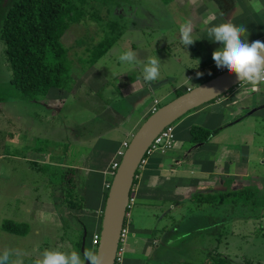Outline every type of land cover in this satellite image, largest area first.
I'll return each instance as SVG.
<instances>
[{"label": "rangeland", "instance_id": "obj_1", "mask_svg": "<svg viewBox=\"0 0 264 264\" xmlns=\"http://www.w3.org/2000/svg\"><path fill=\"white\" fill-rule=\"evenodd\" d=\"M187 2V0H109L113 7L108 14L111 18L117 14L118 7H124L126 13L130 7L137 10L134 18L136 25H128L132 19L130 20V16L126 18L128 26L121 38L96 62V66L90 67L95 66L109 84L100 90L92 88L81 90L77 96L71 95L67 98L63 107L60 105L62 102L56 104L54 110L44 109L40 103L35 102V99H25L13 85L6 45L0 37V96L3 98L0 101V249L9 247L31 252L35 248L43 250L59 247L62 250H75L83 255L82 242L85 230L76 226L80 223L76 216L78 211L66 207L64 201L63 177L67 172L65 177L67 183L73 171L67 163L79 156L88 155L92 150L90 143L94 142V137L99 131L106 132L119 124L120 116L113 118L108 112L114 107L116 100L121 98L120 101L123 102V97H126L130 103L131 100L137 101L139 95L147 88L141 87L133 96L125 95L129 86L123 85L124 77L133 76L136 83L140 84L143 79L139 67L131 68L117 60L119 51L131 48L137 52L141 60L149 55L157 56L161 60L159 78L161 83L157 88L156 82L149 84L144 81L149 89L151 86L154 87V92L151 93L152 96L137 101L138 113L145 109V104L151 102L154 104L155 99L159 102L157 104L159 108L175 99L178 91L183 92V89H175L179 82H165L169 76H175L176 80L181 82L191 74L193 80L189 84L195 87L194 83L198 81L199 74L195 72L194 66L196 43L185 47L180 42L179 33V25L187 21L180 14L194 10L191 2ZM105 9V7L99 9V16L104 15ZM85 22L92 27H85L87 26ZM103 37L99 22L86 18L80 23L71 24L64 33L62 42L69 48V57L80 70V67L86 64L83 58L89 57L91 46L101 42ZM169 45L170 48H166ZM144 47L149 50L147 54L140 51ZM113 71L118 74L112 75ZM118 88L121 90L118 91ZM50 110L54 112L51 113ZM46 113L49 119L55 115L54 123L48 130L49 134L45 132L46 121L42 122L39 116ZM175 124L177 121L173 125ZM117 135L120 140L125 137L121 133ZM221 135L224 138L223 142L230 145L229 150L238 149L241 156L243 152L249 154L248 165H255V171L260 177L251 184L258 197H251V204L248 206H244L245 203L241 201L225 205H206L207 203L202 205L203 203L195 200H183L180 207H177V203L166 202L163 210H170L171 214L160 216L159 208L157 213L159 219L152 218V213L148 221L144 215L146 207L140 204L135 207L132 205L128 210L132 215L125 219L130 228L127 244L134 233L133 229L136 228L134 220L146 226L161 239V242L154 246V252L149 254L150 264H202L208 251L217 246L220 252L231 256L233 264H264V116L257 121L249 119V122L245 121ZM132 137L128 140L131 141ZM34 148H39V151L35 152ZM42 149L44 153H40ZM42 160L46 164H42ZM53 173L55 175L52 178ZM81 174L83 173H77L78 177ZM110 180L112 182L113 177ZM75 181L77 184L79 180L75 178ZM78 187L82 189L81 184ZM255 200H259L258 206H254ZM37 203L53 205L57 218L50 216V212L36 214ZM191 209L194 213L186 214ZM182 213L186 215L184 217L178 215ZM142 219L146 222H142ZM6 220L28 223L30 227L28 233L21 235L3 229ZM88 228L87 249L92 245L91 240L94 237L92 227ZM166 228L173 233L170 235L173 239L169 244H165L163 240V229ZM125 255L126 252L124 258ZM247 257L253 262L249 263ZM26 264H30V261L26 260Z\"/></svg>", "mask_w": 264, "mask_h": 264}, {"label": "crops", "instance_id": "obj_2", "mask_svg": "<svg viewBox=\"0 0 264 264\" xmlns=\"http://www.w3.org/2000/svg\"><path fill=\"white\" fill-rule=\"evenodd\" d=\"M187 1V3L191 2L194 10L191 12L185 11L186 13L183 12L184 14L180 15L193 23V37L197 39L194 47L197 52L196 55L194 54V66L196 67L195 72L197 71L200 75L198 74V81L194 84H199L207 69H216L221 72L226 70L217 68L212 59L213 50L218 49L221 45L218 42L210 41L206 36V20L214 17V19H211V24L231 22L237 26L245 25L249 32L247 37L249 43L264 40V0ZM199 1H201V4H199ZM127 11L126 13L124 7H118L117 14L125 18L130 16V20H132L128 25L135 26L134 18L137 10L130 7ZM211 24L207 26H211ZM86 25L85 27H92L91 24L86 23ZM82 30L84 31V29ZM86 31H89L88 28H86ZM170 46H166V48H170ZM140 51L146 54L149 52L148 48L145 47L141 48ZM95 66L83 71L82 66L79 70L74 64L71 71L75 79L72 92L52 88L46 99L39 98L35 102L40 103L44 109L49 110V108L53 109L59 102H62L60 105L63 107L67 98L71 95L77 96L81 90L105 88L109 83H107L103 74L96 70ZM192 80L193 76L189 74L187 79L184 80L183 78L181 82L176 80L175 76L167 77L165 82H179L180 84L175 89H183L182 91L186 92L194 87L189 84ZM160 83L159 80L156 81L157 88ZM123 85L129 86L125 92L126 96H133L141 87H147L139 95L138 100L150 97L152 96L151 93L154 92L153 86L149 89L148 86H145L144 80L141 84L136 83L133 76L124 77ZM120 90L121 88H118V91ZM120 100L121 98L116 100L114 107L108 111L113 118L120 116L119 124L112 126L106 132L99 131L94 137V142L90 143V149L92 150L89 151V154L79 156L72 162L67 163L68 167L76 169L75 178L79 180L76 185H82V189L77 186V190L85 198L86 203L83 209H74L78 211L76 216L84 228L80 223L76 226L78 228L82 227L87 233L89 232L88 226H91L94 235L98 234L101 229L107 200L106 195L111 184L110 178L113 176L111 172L112 163L119 159L118 152L122 149L124 142L129 141L128 138L134 135L142 122L154 112V108H157L159 103L155 99L154 104L153 102L145 104V109L138 113L136 108L138 100H131V103L127 101L126 97H123V102ZM50 111L51 113L54 112ZM259 112L260 114H258ZM39 116L42 122L46 121L45 132L49 134L48 130L54 123L55 115H52L50 119L47 113ZM261 116H264V84L256 86L255 89L250 85H238L226 93L224 97L221 96L202 104L178 118L176 120L177 124H175L177 133L175 132L176 143L174 148L158 150L148 158L144 166L138 169L132 190V196L135 198L133 207L137 204L145 206L144 215L147 217V221L152 213V218L159 219L157 218L159 208L160 216H168L172 212L163 210L166 202L177 203L178 206H175L180 207L183 200L194 201V195L197 193L237 190L254 184L256 179L260 177L258 172L255 171V165H248L250 161L249 154L243 152L241 156L240 150H229L230 145L223 142L224 138L221 134L227 133L228 130L241 125L245 121L246 123L249 122V119L257 121ZM193 125H200L209 129L221 128V132L208 143H194L191 141L190 134ZM120 133L125 136L122 140L117 135ZM83 147L87 148L86 146ZM34 151L37 152L39 149L34 148ZM40 153H44V150H41ZM48 160L49 158L46 159V161ZM43 163L46 164L42 160ZM79 172L83 173L80 177L77 175ZM206 205L212 204L207 203ZM37 207L38 212L36 214L41 215L42 212L47 214L50 212V216L57 218L53 205L37 203ZM192 209L186 214L189 212L194 213ZM186 214L178 215L184 217ZM142 222H146V220L142 219ZM134 224L136 228L133 229L134 233L130 236L131 239L128 240L126 255L122 264H150L149 254L152 253L154 246L161 242V239L146 226L137 223L136 220H134ZM163 234L165 244L171 243L173 237H170V235H173V233L166 228L163 229Z\"/></svg>", "mask_w": 264, "mask_h": 264}, {"label": "trees", "instance_id": "obj_3", "mask_svg": "<svg viewBox=\"0 0 264 264\" xmlns=\"http://www.w3.org/2000/svg\"><path fill=\"white\" fill-rule=\"evenodd\" d=\"M101 7L106 9L103 11L104 15L99 16ZM112 9L109 0H0V37L6 45L7 59L12 72L11 81L25 99L44 98L52 88L69 92L74 90L75 79L71 71L75 62L69 57V48L62 42L63 35L71 24L80 23L86 18L99 22L104 37L101 42L91 46L89 57L83 58L86 64L82 66V70L90 68L118 42L128 26L123 16L117 14L114 18L108 16ZM194 54H197L195 48ZM220 72L216 69H207L199 84ZM182 93L178 91L177 96ZM2 99L0 96V101ZM220 131L221 128L209 129L193 125L190 130L191 141L208 143ZM70 169L73 171L67 183L65 178L67 172L63 177L65 205L71 209H83L86 206L85 198L77 190L75 170ZM53 175L55 173L52 174V178ZM256 192L252 185H248L237 190L197 193L194 200L203 205L206 203L224 205L241 201L245 203L244 206H248L251 204V197H258ZM107 196L108 193L106 199ZM255 201L254 206H258L259 200ZM80 224L83 226L81 222ZM29 228L28 223L14 220H6L3 223V229L15 234L26 235ZM246 260L249 263L253 262L248 257ZM233 263L231 256L220 252L217 246L208 251L202 264Z\"/></svg>", "mask_w": 264, "mask_h": 264}, {"label": "clouds", "instance_id": "obj_4", "mask_svg": "<svg viewBox=\"0 0 264 264\" xmlns=\"http://www.w3.org/2000/svg\"><path fill=\"white\" fill-rule=\"evenodd\" d=\"M211 19L205 21L206 36L210 41L218 42L221 47L213 50L212 59L217 68L227 69L234 73L239 85H250L253 89L264 84V42L260 40L248 42V29L245 25L237 26L231 22L211 24ZM211 24V26H207ZM193 23L185 21L179 25L180 42L185 47L192 45ZM117 60L131 68L141 69L142 79L146 83H153L160 78L161 60L157 56H147L141 60L137 52L131 48L121 50ZM118 73L113 71L112 75ZM104 264L102 255L94 248L84 249L83 255L75 250H62L59 247L33 249L31 252L19 248L4 247L0 249V264Z\"/></svg>", "mask_w": 264, "mask_h": 264}, {"label": "water", "instance_id": "obj_5", "mask_svg": "<svg viewBox=\"0 0 264 264\" xmlns=\"http://www.w3.org/2000/svg\"><path fill=\"white\" fill-rule=\"evenodd\" d=\"M239 85L234 73L226 70L183 92L150 114L134 133L113 176L103 212L100 240L97 246L104 264H115L121 231L127 216L131 191L140 162L148 148L168 125L198 106L215 100ZM87 231L82 242L86 249ZM85 264H89L88 261Z\"/></svg>", "mask_w": 264, "mask_h": 264}, {"label": "built area", "instance_id": "obj_6", "mask_svg": "<svg viewBox=\"0 0 264 264\" xmlns=\"http://www.w3.org/2000/svg\"><path fill=\"white\" fill-rule=\"evenodd\" d=\"M157 108H154V111ZM130 141H125L123 144V147L121 150H119L118 152V156L119 159L115 160L112 163L111 166V172L114 175L120 162L121 159L124 155V152L126 150V148L128 147ZM176 143V134H175V126L173 124L168 125L167 127H165L160 133L159 135L154 139V141L152 142V144L150 145V147L148 148L146 154L144 155V157L142 158L139 168H141L142 166H144L147 161L148 158L153 155L155 152H157L158 150H170L172 148H174ZM110 186V185H109ZM135 203V198L131 195L130 201H129V205H128V210L130 208H132V205ZM127 210V216L130 217V212H128ZM126 216V217H127ZM130 233V228H129V224L127 225L126 222L123 225L122 231H121V237H120V242H119V248H118V252H117V257H116V263L115 264H122L123 260H124V254L127 250V238L129 236ZM99 240H100V234H95L94 237L91 240V246L90 249L94 248L95 250H97V246L99 244Z\"/></svg>", "mask_w": 264, "mask_h": 264}]
</instances>
